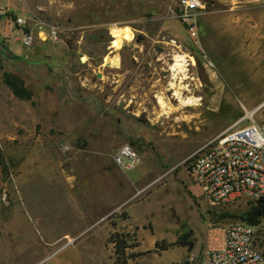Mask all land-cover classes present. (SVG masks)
Here are the masks:
<instances>
[{"label":"rangeland","instance_id":"rangeland-1","mask_svg":"<svg viewBox=\"0 0 264 264\" xmlns=\"http://www.w3.org/2000/svg\"><path fill=\"white\" fill-rule=\"evenodd\" d=\"M15 1L61 32L1 47L26 59L0 54V74L33 97L13 94L0 129V264H116L115 229L143 254L129 264H199L208 227L242 221L218 214L248 207L209 206L184 162L264 102V4L206 0L194 41L178 0Z\"/></svg>","mask_w":264,"mask_h":264},{"label":"built area","instance_id":"built-area-1","mask_svg":"<svg viewBox=\"0 0 264 264\" xmlns=\"http://www.w3.org/2000/svg\"><path fill=\"white\" fill-rule=\"evenodd\" d=\"M238 5L232 0H223ZM206 0H178V18L190 37H199V17L206 11ZM14 28L16 43L30 49L37 42L60 41L61 29L44 22L29 23L0 5V39L2 22ZM114 162L124 172L136 169L140 156L130 144L121 146ZM190 176L201 190L202 198L214 208L264 206V102L246 110L243 118L194 152L185 162ZM199 264H264V216L261 223H218L208 227Z\"/></svg>","mask_w":264,"mask_h":264},{"label":"trees","instance_id":"trees-1","mask_svg":"<svg viewBox=\"0 0 264 264\" xmlns=\"http://www.w3.org/2000/svg\"><path fill=\"white\" fill-rule=\"evenodd\" d=\"M0 43L3 46L4 44L3 40L0 39ZM5 50L8 51L7 49ZM7 55H9L8 52ZM3 79H4V83L11 89V91L17 98L21 100L32 99L33 93L25 87L21 79L17 78L16 76H14L12 73L9 72H3ZM263 216H264V206L259 205V206H254L251 209L247 210L241 216L233 215L229 212L226 213L221 212L218 214V220H224L230 217H238L243 222H247L249 224H259L261 223ZM130 237L131 236L129 234L120 233L116 229L113 233H111L108 242L114 245L116 264H129L130 259H136L143 255L142 253H138V254L128 253V250L132 248V244H130V240H131ZM187 239H188V235H185L181 241H178L176 243V245H181L183 247H186L187 245H189Z\"/></svg>","mask_w":264,"mask_h":264},{"label":"crops","instance_id":"crops-1","mask_svg":"<svg viewBox=\"0 0 264 264\" xmlns=\"http://www.w3.org/2000/svg\"><path fill=\"white\" fill-rule=\"evenodd\" d=\"M232 1L233 3L237 2V4H239V1L241 0ZM245 2L250 5L255 3V5L257 6L264 4V0H245ZM0 5L7 6L10 11H12L15 15H25L23 8L15 0H8L6 2L0 0ZM231 6V8H236L237 5ZM2 31V33L4 34L2 37L3 40L11 44L16 43L14 39L16 32L14 31V28L10 26L6 21L2 22ZM14 99H16L15 96H13L11 89L4 83L3 76L0 74V129H2L3 127L5 114H14V112L12 111V106H14L13 104H15ZM41 264H83V262L79 256H74L69 259L58 258V256H52L51 258L47 259V262Z\"/></svg>","mask_w":264,"mask_h":264},{"label":"water","instance_id":"water-1","mask_svg":"<svg viewBox=\"0 0 264 264\" xmlns=\"http://www.w3.org/2000/svg\"><path fill=\"white\" fill-rule=\"evenodd\" d=\"M1 43H0V54H2L3 56H6V57H9L8 55H7V53L6 52H8L9 53V55H10V59L11 60H14V61H21V60H25L26 58L25 57H23V56H21V55H18V54H15L13 51H11V50H8V51H3L2 50V48H1Z\"/></svg>","mask_w":264,"mask_h":264},{"label":"bare ground","instance_id":"bare-ground-1","mask_svg":"<svg viewBox=\"0 0 264 264\" xmlns=\"http://www.w3.org/2000/svg\"><path fill=\"white\" fill-rule=\"evenodd\" d=\"M120 33V32H119ZM118 33V34H119ZM178 59H180V57L178 58ZM182 66H183V63H182ZM182 69V68H181ZM176 70V69H175ZM193 101H194V99H193ZM193 101H189V102H187V103H185V108H188V107H192V106H197ZM197 101H199V100H197ZM200 104V103H199ZM198 109V108H197ZM249 112H251V110L249 111Z\"/></svg>","mask_w":264,"mask_h":264}]
</instances>
